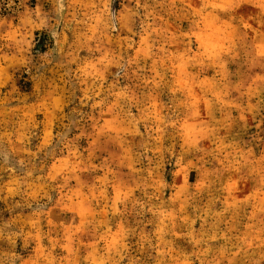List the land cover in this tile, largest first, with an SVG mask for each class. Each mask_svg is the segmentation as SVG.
Returning a JSON list of instances; mask_svg holds the SVG:
<instances>
[{
	"label": "rangeland",
	"instance_id": "374dc122",
	"mask_svg": "<svg viewBox=\"0 0 264 264\" xmlns=\"http://www.w3.org/2000/svg\"><path fill=\"white\" fill-rule=\"evenodd\" d=\"M0 264H264V0H0Z\"/></svg>",
	"mask_w": 264,
	"mask_h": 264
},
{
	"label": "clouds",
	"instance_id": "9594fccd",
	"mask_svg": "<svg viewBox=\"0 0 264 264\" xmlns=\"http://www.w3.org/2000/svg\"><path fill=\"white\" fill-rule=\"evenodd\" d=\"M37 7H40V4L38 3L37 4ZM34 47V46H33ZM43 55H45V53H42V52H36L35 53V56L38 58V57H42ZM3 159L5 160V161H7L8 159H9V157L7 156V155H4L3 156Z\"/></svg>",
	"mask_w": 264,
	"mask_h": 264
}]
</instances>
